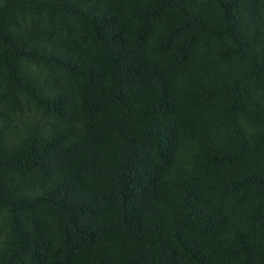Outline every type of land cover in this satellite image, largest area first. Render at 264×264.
<instances>
[{
    "label": "trees",
    "instance_id": "trees-1",
    "mask_svg": "<svg viewBox=\"0 0 264 264\" xmlns=\"http://www.w3.org/2000/svg\"><path fill=\"white\" fill-rule=\"evenodd\" d=\"M0 264H264V0H0Z\"/></svg>",
    "mask_w": 264,
    "mask_h": 264
}]
</instances>
